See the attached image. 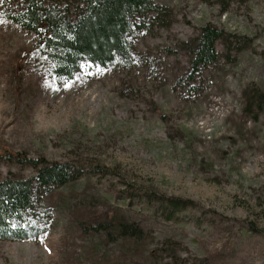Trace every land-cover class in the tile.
<instances>
[{
	"label": "rangeland",
	"instance_id": "obj_1",
	"mask_svg": "<svg viewBox=\"0 0 264 264\" xmlns=\"http://www.w3.org/2000/svg\"><path fill=\"white\" fill-rule=\"evenodd\" d=\"M156 1L167 24L134 41L148 63H85L60 84L37 35L0 17V178L36 175L5 158L16 152L86 173L48 197V232L0 240V264H264V105L253 112L245 95L264 91V0ZM19 3L0 0V10ZM207 23L237 45L218 44L219 62L188 79L180 44ZM123 182L195 201L201 212L150 216L119 196ZM104 211L137 223L142 239L109 234L98 224Z\"/></svg>",
	"mask_w": 264,
	"mask_h": 264
},
{
	"label": "trees",
	"instance_id": "obj_2",
	"mask_svg": "<svg viewBox=\"0 0 264 264\" xmlns=\"http://www.w3.org/2000/svg\"><path fill=\"white\" fill-rule=\"evenodd\" d=\"M231 1L222 0L221 4ZM0 17L37 35L36 47L46 54L50 71L60 84L74 79L85 63L120 69L148 63L150 59L135 50L134 41L154 26L167 24L169 13L156 0H75L71 6L46 0H20L18 7L0 10ZM231 36L207 23L193 37L181 42L180 49L189 57L186 77L196 79L205 68L219 62L218 44L233 50L237 42ZM239 42L241 47L247 45ZM245 95L250 110L257 112L263 107L262 88L247 90ZM5 158L25 162L36 170V175L0 178V240L38 238L52 226L54 210L47 202L52 191L86 173L68 162L31 159L18 152L9 153ZM123 185L127 188L119 196L128 199L130 205L132 202L146 205L150 216L174 221L184 212H201V205L195 201L168 196L151 186L139 187L127 182ZM113 214L108 218L109 213L104 211L102 223L98 221V224L109 229V234L115 232L121 237L142 239L141 226ZM195 222L209 224L203 215L195 216ZM170 255L174 263L176 253L170 251Z\"/></svg>",
	"mask_w": 264,
	"mask_h": 264
}]
</instances>
